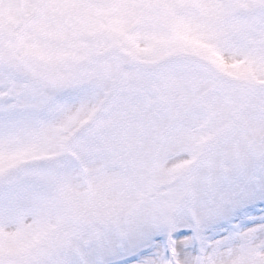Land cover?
<instances>
[{"label":"snow or ice","instance_id":"1","mask_svg":"<svg viewBox=\"0 0 264 264\" xmlns=\"http://www.w3.org/2000/svg\"><path fill=\"white\" fill-rule=\"evenodd\" d=\"M0 264H264V0H0Z\"/></svg>","mask_w":264,"mask_h":264}]
</instances>
